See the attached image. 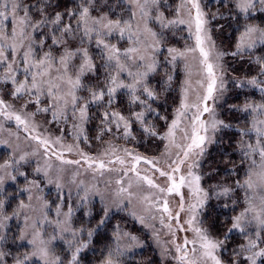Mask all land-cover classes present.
Listing matches in <instances>:
<instances>
[{"label":"snow or ice","instance_id":"6c2138e0","mask_svg":"<svg viewBox=\"0 0 264 264\" xmlns=\"http://www.w3.org/2000/svg\"><path fill=\"white\" fill-rule=\"evenodd\" d=\"M213 2L179 0L175 9L166 14L162 9L167 0H116L115 5L109 4V0H75L63 11L58 10L59 0H0V131L13 136L14 124L34 142L30 153L20 155L19 159L9 156L0 164V264H8L9 257L12 264H65V260L67 264H79V254L88 248L93 235L109 218V207L104 205L102 218L96 228L87 230V240H83L85 229L73 225L75 209L70 192L67 211L62 210L61 196V203L55 206V219L50 218L46 202L39 218L25 214L29 205L23 202L8 215L3 197L5 177L16 181L15 173L25 176L17 165L28 156L39 155L40 149L45 157L55 156L60 165H87L85 170L94 177L115 173L114 178L106 181L109 188L113 179L117 186L113 203L120 207L125 199L129 204L136 199L153 220V210L160 212V223L168 228L173 245L161 255L171 257L174 264H264V56L253 58L254 50L264 47V27L247 22L240 27L242 18L248 21L264 14V0H218L220 6L211 11ZM103 7L108 10L103 11ZM218 20L236 21L234 50L219 47L213 39L211 25ZM224 27L218 24L216 30L222 31ZM185 30L188 36L183 49L168 45V33L175 36ZM190 55L191 64L187 63ZM226 57H247L249 67L256 66V75L234 79L236 88H250L260 94L259 101L246 97L243 105H227L228 112L240 114L237 120H225L220 115L229 91ZM181 62L185 79L180 86L178 106L169 119L160 114L156 102L171 91L173 73ZM161 69L163 77L153 85L152 78L161 75ZM86 77H94L97 82H86ZM121 96L126 98L128 115L117 107ZM93 108L99 112L100 120L96 139L107 145L95 157L81 150L79 144L64 140L66 134H72L75 140L84 136L88 143L84 125L91 120ZM40 114H45V124L57 125L61 135L52 138L37 132L42 125L35 118ZM49 114L51 119H47ZM160 120L165 121L163 133L157 129ZM69 123L72 132L59 127ZM134 125H139L145 138L165 142L160 157L150 158L113 142L135 140ZM226 132H234L238 137L233 151L239 155L240 165L245 166L242 177L227 153L224 163H231V167H225L223 172L209 159V148L222 144ZM106 134L111 138L105 140ZM74 151L79 159H65V153ZM141 163L148 166L143 172L139 168ZM50 168L52 165L46 160L45 166L37 167L35 172H43L47 177ZM64 171L63 167L57 168L58 173ZM78 174L74 173L70 181L79 198L75 208L87 207L93 195H100L103 204L105 196L99 188L77 183ZM217 175L236 179L232 183L216 180L209 187L204 186L206 180ZM160 178L162 181L157 182ZM25 179L28 185L40 190L35 180H27L26 176ZM31 187L22 191L31 192ZM56 187L62 189L59 178ZM237 193L243 194L242 199ZM213 199L223 201L218 206L224 209L231 207L230 223L227 219L221 222L225 229L222 235L214 234L212 226L202 218ZM173 203L177 204L176 210ZM185 212L182 220L181 213ZM22 214L24 228L18 239L23 246L30 229V250L22 256H12L11 251L3 250L8 222ZM84 215L90 216L91 211ZM139 219L145 223L144 217ZM177 232H190L192 237L185 236L178 243ZM236 234L243 242L232 249L230 259L226 260L223 254ZM58 240L71 253L70 258L57 254ZM142 247L136 236L117 226L113 243L107 254H102L100 264H128L134 258V250Z\"/></svg>","mask_w":264,"mask_h":264},{"label":"rangeland","instance_id":"374dc122","mask_svg":"<svg viewBox=\"0 0 264 264\" xmlns=\"http://www.w3.org/2000/svg\"><path fill=\"white\" fill-rule=\"evenodd\" d=\"M65 1H68V2H65L63 4V8L60 7L58 10L63 11L65 9V6L71 7L75 2V0H65ZM109 2L112 3L111 5L116 4V0H109ZM178 2L179 0H167V5H165L162 10L165 11L166 14H169L171 10L175 9L176 4ZM214 2L219 3L218 0H214ZM224 2L227 3L228 0H224ZM101 3H103V0H101ZM119 10H120L119 7H117L116 11L119 12ZM253 18H255L254 22H249L250 20L246 22L255 24L259 27H264V14H258ZM187 36H188L187 30L183 32H178V34L175 36H173L171 33H168V45L183 49L186 44ZM213 39H214V35H213ZM113 42H116L115 39L113 40ZM188 43H192V41H188ZM216 43L220 47L218 42ZM222 48L228 49V45L222 46ZM258 48H261L264 50V47H258ZM257 56H262V55H257ZM187 63H190V64L193 63L191 55L189 56ZM183 65H184V62H181L178 68L176 69V71L178 70L179 72L182 73V76H183L182 81L185 79ZM196 78L197 77L194 71L193 81H195ZM87 79L88 77H86V82H87ZM230 84H231V81H229L228 85ZM83 94L86 95V93H83ZM121 99H123L124 101L122 102V107H125L123 112L125 115H128L126 98L121 96ZM33 110H34V107H33ZM91 114L96 115V123L93 126L90 125V122L84 125V132H85V135L88 137V143L84 142V136H81L79 140H75L72 134H66L64 136V140L66 143L79 144L81 150L95 157L98 154H100L103 151V148L106 147L107 145L101 143L100 141L96 139L98 135L99 125H100V120L97 119L99 112L94 108ZM220 115H221V112H220ZM44 119H45V114H40L39 116L35 118L37 124L42 125V127L37 128V132L44 134V135H50L52 138H54L55 136L61 135L57 125L45 124ZM47 119H51L50 114L47 115ZM159 122L160 121H158L157 124ZM59 127H63L67 129L68 132H72L71 123H69L68 125L61 124ZM11 128H12V131L16 133L13 136H9L7 131H0V141L10 142L8 144H0V164L4 163V161L9 156H13L15 159H19L20 155H23L26 152L30 153L34 147V142L26 138L27 134L23 130H17L14 124L11 126ZM158 129H159V126H158ZM163 131H161V133H163ZM133 135L137 137L135 140H129L126 142L123 139H121L119 141L113 140V142L116 143L118 147L123 146V147H128L130 149L134 148L137 152L145 156H148L150 158L160 157L161 152L164 150L165 142L160 141L162 143V146L159 149V152L152 153V154H146L147 151H145L146 149H145V145L143 142H146V140L149 138H145L143 136V134L140 131L139 125L133 126ZM17 136H19V139H17ZM110 138L111 137L108 134L105 135V140L110 139ZM119 154L121 156L123 155L122 152H120ZM65 159H79V157L76 155L74 151L73 153H65ZM46 160L48 163L52 165V168L48 170L47 177L43 174V172L39 174L35 172V169L37 167L43 168L45 166ZM17 167L19 168V171L25 173L27 180H35L40 185V190H37L36 188L28 185L25 179V176H20L18 173H15L17 177L16 181H12L10 178L5 177L3 197H6L5 212L8 215H12L13 210L16 209L21 202H23L25 205H29V207L24 209V213L32 218H39L43 202H46L49 205L48 211H49L50 218L55 219V206L56 204L61 203V200H60L61 196L64 197V207L62 210L67 211L68 196L70 192L71 193V204L73 208L75 209L74 216H73V225L76 228L83 227L85 229L84 236L82 237L83 240H87V230L91 228H96V225L99 223V220L102 218L101 217L100 219L95 221L94 216L96 215L103 216L102 208L104 207V205H107L109 207V218L112 216H117V220L113 224V233L116 227L119 226V229L122 232H127L131 235L136 236L138 240L140 241V243L143 245L142 248H136L134 250L135 252L134 258L130 262H128V264H145V263H148L149 261H159V264H174V261L171 259V257H162L161 255L164 249L173 248V245L170 243V241L172 240V236L170 232L168 231V228L161 225L160 223L161 213L153 210V214L156 216V219L153 220L152 215H150L148 212L145 211L144 205L139 203L136 199H133L131 204H129L127 199H125L122 202L120 207H117L116 204L113 203V200L115 199V190L117 186L115 185L114 179H113V182L110 188L107 187L106 181L110 177L114 178L116 175L115 173H105L104 177H101L99 176V174H97L94 177L91 171L85 170L87 168V165H83L79 168H77V166L60 165L59 161L56 160L55 156L45 157L43 155V149H40L39 155L28 156L27 159L25 161H21L20 164L17 165ZM58 167H63L65 171L63 173H58L57 172ZM116 167H120V166L116 165ZM147 167L148 166L144 165L143 163L139 165V168L142 172ZM77 172L79 173L75 177L77 183L83 182V185L85 186L95 185L97 188H99L100 192L103 193V195L105 196V201L103 204L101 202L100 195H93L92 197H90L91 203H89L87 207L79 208V209L75 208V205L79 202V198L76 194L77 193L76 186L70 183V181L72 180L74 173H77ZM156 176H158V174H156ZM58 178H59V182L62 185V189L60 190H58L56 187V181ZM162 179L163 178H160V180H158L157 182H161ZM49 180H51L52 182L49 183L48 182ZM215 182L216 181L212 179L206 180L204 182V186L209 187V185ZM124 183L125 184L127 183V178H124ZM8 186H13V188L15 187L14 188L15 194H17V196H12L15 194L5 195V191ZM26 187H31V192L22 191ZM81 194H82V191H81ZM30 195L32 196L31 200H29ZM37 196L42 197V200H37L36 199ZM239 196L242 199L243 194L240 193ZM16 198H18L17 202L15 205L12 206V203L14 202V200H16ZM169 199L177 201V202L179 200L178 197H170ZM211 201L213 202L216 200L213 199ZM11 206L13 207V209L12 211L9 212V207ZM172 207L174 210H176L177 204L173 203ZM86 211H91V215L85 216L84 213ZM222 211H226L228 215L225 217L224 215L219 214L217 217H224V220L225 219L228 220L231 218V215H232L231 207H229V209L223 208ZM237 211H239V209H237ZM186 215H187L186 212L181 213V219L183 220V218ZM76 217H81L83 219V222L77 223L76 221H74ZM139 217H144L145 223H141ZM12 223H15V225L19 226L20 233H21V230L24 228V215L22 214L18 219L13 218L11 221L8 222L9 225ZM165 223L166 224L169 223L166 216H165ZM171 223L173 225V229H175V222L172 221ZM102 227L93 235L92 243L89 244L88 248L84 249L79 254V257H78L79 261H86L85 257L98 254L96 251V247L94 246V243H95V240L96 242H98V238H97L98 234H102V232H104ZM48 231L51 232V228H49ZM157 233L159 234L158 236H157ZM185 236H188L189 238H191L192 233L177 232L176 234L177 242L182 243L183 238ZM30 238H31V230L29 229L27 232L25 241L23 242V245L27 248V251L30 250L29 246L27 245V239H30ZM157 240L159 241L158 243H157ZM242 242L243 240L241 237H239V234L234 235L232 240L229 242L228 251L223 254L224 258L226 260L230 259L232 249L238 247V245ZM112 243H113V237H112ZM56 245H57L56 246L57 254L61 255L62 258L64 257L70 258L71 253L65 248L62 241L58 240L56 242ZM107 250L108 248H106V250L104 251L103 253L104 255L107 254ZM99 255L101 256L100 259L102 260V253L101 254L99 253ZM65 264H67L66 260H65Z\"/></svg>","mask_w":264,"mask_h":264},{"label":"trees","instance_id":"16d2710c","mask_svg":"<svg viewBox=\"0 0 264 264\" xmlns=\"http://www.w3.org/2000/svg\"><path fill=\"white\" fill-rule=\"evenodd\" d=\"M65 0H59L60 7L63 8V4ZM111 2V1H110ZM109 4H112L110 3ZM219 3H212L211 11H215L217 7H219ZM59 7V8H60ZM103 11H107V7H103ZM221 11L227 12L226 8H221ZM255 18L250 20L249 22H254ZM244 22H246L244 19H241L240 21V27L242 28ZM218 24H224L225 27L222 31L216 30V25ZM212 29H213V35L214 39L220 47L228 45V49H232V46L235 43L236 36L238 35V32H236V29L238 27L236 21L234 20H218L212 22ZM262 55L264 56V50L261 48H258L254 51V56ZM226 67L228 69V76L227 79L231 81V84L228 85L229 91L227 93V104H225L224 109L221 111V116L225 120H237L240 116L239 113H230L227 110L228 104H235V105H243L245 98L247 97L249 100H256L259 101L260 94L258 92L253 93L252 89L250 88H244V89H238L234 85V79L235 78H250L252 75H256L255 71V65H252V67H249V61L248 58L245 57L243 60L240 59H233L232 57H226ZM163 69H161V75L154 76L152 78L153 85H156L157 81H160L163 77ZM102 75V74H101ZM173 81H172V89L170 92H166L160 96L159 101H157L158 105V111L161 115H166L169 117V119L172 116V113L175 109V107L178 106L179 103V95H180V86L182 81V73L178 70L173 73ZM91 82L95 84L97 81L94 77H88L87 82ZM123 99H121L120 104L117 105L121 109V111L124 110L125 107H122ZM94 109V108H93ZM92 109V112H93ZM92 118L89 121L90 125L93 126L96 123V115L91 114ZM90 126V128H91ZM159 126V129H158ZM165 121L160 120V122L157 124V129L161 132L164 130ZM237 135L234 132H226L223 137V143L213 145L209 148L210 156L209 159L212 161H215L216 164L221 168V171L225 169V167L230 168L231 163H228L227 165L224 163V156L225 153L231 156V160L235 161L237 165V170L239 171L240 176H243V168L245 166L240 165V157L239 155L233 151L235 148V142L237 140ZM231 142V143H229ZM145 145V151H147L146 154H152L159 152V149L162 146V143L160 140H157L155 138H149L146 140V142H143ZM235 179V176H224V175H217L212 180H221V181H227L228 183H232ZM15 188V187H14ZM13 186H8L5 191V195H12L15 194V189ZM240 193H237L236 195H239ZM17 196V194L12 195ZM17 199L14 200L12 203V206L16 204ZM223 201H210L207 210L205 212L203 219L207 220V223L212 226V231L214 234L222 235L225 229L221 227V222L224 221V217H217L219 214L224 215L225 217L228 215L226 211H222L223 207H220L218 205H222ZM9 207V212L12 211L13 207ZM8 212V213H9ZM96 215V214H95ZM102 217V215H96L94 216V220H98ZM217 217V218H216ZM75 219V218H74ZM117 220V216H112L109 219L106 220L105 225L102 227L103 231L102 234H98V242L94 243V246L96 247V251L98 254H95L93 256L85 257L86 261H79V264H100L101 262V256L99 253L103 254L106 248H109V246L112 243V237H113V224ZM230 219H228L229 221ZM77 223L83 222V219L81 217H76L74 220ZM91 223V222H89ZM230 223V221H229ZM9 230L7 232V241L3 246V250L5 251H11L12 256L16 255H23L27 248L23 245L21 246V242L19 241L18 237L20 236V228L19 226L15 225V223L10 224ZM96 237V236H95ZM231 250V249H230ZM8 264H12V259L9 257ZM145 264H159V261H149Z\"/></svg>","mask_w":264,"mask_h":264}]
</instances>
